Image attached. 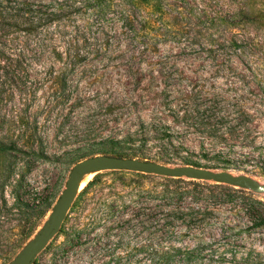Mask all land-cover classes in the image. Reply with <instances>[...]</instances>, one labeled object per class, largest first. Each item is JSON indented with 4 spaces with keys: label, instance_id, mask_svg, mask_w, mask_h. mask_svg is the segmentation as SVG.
I'll return each instance as SVG.
<instances>
[{
    "label": "rangeland",
    "instance_id": "1",
    "mask_svg": "<svg viewBox=\"0 0 264 264\" xmlns=\"http://www.w3.org/2000/svg\"><path fill=\"white\" fill-rule=\"evenodd\" d=\"M10 1L43 13L48 5L63 17L28 33L14 27L4 8ZM224 4L0 0V141L7 148L0 196L10 206L23 176V198L53 203L44 215L10 216L0 228V264L25 259L74 162L100 155L87 152L141 124L166 127L192 158L211 142L208 134L232 133L225 145L247 160L240 167L248 173L226 171L254 178L261 191L180 178L195 183L183 185L181 205L189 209L170 214L176 234L163 245L177 249L165 254L137 223L133 175L99 170L73 194L30 264H264V169H253L264 154V0H241L239 16ZM242 196L263 205H251L254 216L244 213Z\"/></svg>",
    "mask_w": 264,
    "mask_h": 264
},
{
    "label": "trees",
    "instance_id": "2",
    "mask_svg": "<svg viewBox=\"0 0 264 264\" xmlns=\"http://www.w3.org/2000/svg\"><path fill=\"white\" fill-rule=\"evenodd\" d=\"M225 2H227V4H224L226 8L236 12V15L239 16L244 13L241 0H225ZM10 3L11 1L9 4ZM9 4L4 6V8L12 18L14 27L21 28L23 31H27L28 33L35 32L42 26L46 28L54 22H59L63 17V14L60 11L49 9L48 5H44L43 13L38 9L29 10L31 8H28L26 11L23 8L27 6L24 1H15L13 4ZM139 128L140 129L135 131L128 130L119 138H105L99 143L94 144L98 148L87 153H90L89 155L105 154L124 158L147 160L151 162L153 161L163 165L181 167L193 166L219 171H226L229 169L228 166L232 165V169L237 172L243 171L245 174L248 173V171H244V169L241 168L242 163L247 160H244L243 158V160L238 159L237 155L239 154L232 152V150L228 149L225 145L228 139L227 137L230 136L231 140L235 139V136H233L232 133L222 132L218 134L214 132L213 134H208L211 142L205 144L207 147L201 143L200 147L202 153L195 156L196 158H192L194 154L190 152L184 142H175L171 138V134L166 131V127L164 128L163 126L155 124H141ZM222 143L224 146H219V144ZM5 151H7V148L0 141V154ZM258 158L261 160V165H254L253 169L263 170L264 154H260ZM202 161L205 163L203 164ZM77 163L78 162H74L73 165H71V168ZM120 173H122L123 178L129 174L133 175L132 182L134 185L132 186H135V188H130V192L131 195H134V197L137 198V200L135 202H131V204L137 208L136 214L142 216V219L137 221L142 228L141 230L148 231L147 235L149 237L158 238L160 240V243L156 247L161 248L162 250L165 249L163 253L168 254L170 251L177 249L174 246L163 245L164 240L176 234L173 230L174 220L170 218V214L173 212H181L184 209H189L187 206L181 205L183 198L188 193L186 190H183L185 189L183 185L187 186L188 184H194L195 182L137 172L120 171ZM6 176L9 177L8 171ZM149 179L158 180L159 183L153 185L151 188H146L142 185V182ZM91 183L92 182H90L83 189L81 195L87 192L86 190L91 186ZM22 184L23 176L16 180L15 185H13V189L10 194V197L12 198L10 206L3 194L0 196V228L11 220V215L20 216L21 214L25 215L27 218H31L36 213L44 215V208L46 210L52 208L53 203H48V200L44 202V196L33 201L23 198ZM124 187L128 189L126 185ZM241 198L248 202V204H245V208H243L246 215L253 213L254 208L251 206L252 204L263 206L261 202L253 200L252 198H248L246 196H242ZM217 201L215 202L218 203ZM13 210H16V212H12ZM157 213L160 215V218L155 217ZM162 214H165L164 217L161 216ZM252 215L254 216V214ZM255 220L259 221L258 218ZM189 224L190 223H188V225Z\"/></svg>",
    "mask_w": 264,
    "mask_h": 264
},
{
    "label": "water",
    "instance_id": "3",
    "mask_svg": "<svg viewBox=\"0 0 264 264\" xmlns=\"http://www.w3.org/2000/svg\"><path fill=\"white\" fill-rule=\"evenodd\" d=\"M97 170L132 171L175 179L210 180L219 184H227L235 188L249 190L255 193L261 191L259 182L254 178L243 174H233L229 171H215L193 166L171 167L147 160L105 154L87 158L78 162L71 168L59 199L54 204L49 225L41 231L33 244L29 247L28 251L24 254L25 259H23L22 264H30L32 262L34 257L48 241L50 235L59 226L70 207L78 176Z\"/></svg>",
    "mask_w": 264,
    "mask_h": 264
},
{
    "label": "bare ground",
    "instance_id": "4",
    "mask_svg": "<svg viewBox=\"0 0 264 264\" xmlns=\"http://www.w3.org/2000/svg\"><path fill=\"white\" fill-rule=\"evenodd\" d=\"M98 172L97 171H93V172H89L87 174H84L82 176H78V179H77V184L76 186L74 187V194L75 192L79 191L81 188H83L86 184V182L96 173ZM23 263V260H21V262L19 261L18 264H22Z\"/></svg>",
    "mask_w": 264,
    "mask_h": 264
}]
</instances>
